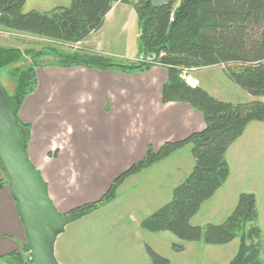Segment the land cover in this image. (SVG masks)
<instances>
[{"label": "trees", "instance_id": "16d2710c", "mask_svg": "<svg viewBox=\"0 0 264 264\" xmlns=\"http://www.w3.org/2000/svg\"><path fill=\"white\" fill-rule=\"evenodd\" d=\"M131 6L138 17V61L123 62L81 46L104 27L107 15L116 3ZM26 0H0V28L46 39L54 44L45 51H21L0 47V69L32 58L25 70L16 69V96L20 105L38 88L39 69L56 66L39 64L45 54L58 57L64 69L118 71L127 75L148 73L154 67L167 71L162 87V103H184L198 111L205 128L181 141H167L159 149L149 146L145 156L117 177L103 197L75 211L91 213L102 204L116 200L119 188L134 175L153 167L190 146L194 167L187 178L173 190L169 203L143 220L141 228L151 233L170 232L183 242H204L222 246L241 233L237 255L229 264H264L263 231L257 197L242 193L233 213L221 225L205 228L192 225L203 205L226 184L231 175L226 156L231 147L254 122L264 123V102L232 103L212 96L201 86L193 87L185 79L188 72L209 67L239 64L228 70V78L255 98L264 97V0H170L155 6L153 0H72L70 6L49 12L24 13ZM60 46V47H59ZM61 47L74 52L61 53ZM29 145L31 125L19 119ZM28 151V146H27ZM0 192L8 178L4 173ZM184 252L183 245H175ZM152 264L172 262L147 247ZM12 256V264H27L32 254Z\"/></svg>", "mask_w": 264, "mask_h": 264}, {"label": "rangeland", "instance_id": "374dc122", "mask_svg": "<svg viewBox=\"0 0 264 264\" xmlns=\"http://www.w3.org/2000/svg\"><path fill=\"white\" fill-rule=\"evenodd\" d=\"M71 2L72 0H26L23 11L24 13L52 11L58 6H70ZM126 19L128 26L123 37L125 47L120 50L126 59L118 58V60L136 62L140 45L136 12L132 10ZM108 33L105 32L100 36L105 34L104 39L110 43ZM100 36L97 37L100 38ZM94 42H97L96 38L91 41V44ZM51 45L54 46L46 39L0 28V47L18 48L23 52L29 50L39 52L45 51V48ZM59 50L61 53L75 51L69 47H61ZM38 61L41 65L46 64V67L49 64L56 65L39 69L38 73H45L46 78H48L49 69L59 67L57 66L58 57H55L53 53L45 54ZM30 65H32V58L25 56L22 62L0 69V82L9 95H17V79L14 76L16 69L25 70ZM230 69L239 70L240 65L229 64L195 70L188 72L185 79L189 84L197 81L202 88L222 101L239 103L260 100L264 102V97L255 98L232 82L226 74ZM158 72L157 69L134 78L155 80V75ZM64 78L57 77L61 81ZM67 78L75 77L69 75L65 80ZM80 79L84 80L85 77L82 76ZM68 132L62 129L52 133L54 139L52 142H54L55 148L50 152V156H54L57 162L60 161L59 158L62 155L75 153L71 139L74 132ZM119 133L122 134L120 139ZM96 134L93 131L92 138L90 137L87 142V152L90 155L88 165L90 166L86 170L89 172L100 168L102 162L106 164L105 161L108 160L106 155L111 154L109 150L103 151V146L110 142L109 137L104 135L110 136L109 131L103 132L104 136L102 137L97 136L96 138ZM156 135V132L148 126V122H143L136 114L131 118L126 131L117 132L118 150L113 155L118 159V169L116 168L117 172L108 183V189L117 177L135 164L134 161L132 162L131 156L138 155L142 148L146 153L147 148L150 145L153 146L151 142ZM113 136L116 137V134ZM96 140L98 141L96 142ZM163 141L164 138L161 139V142ZM130 154L131 156H129ZM226 159L231 169L229 180L211 200L203 205L191 223L202 228L210 224L221 225L233 213L239 196L242 193H253L258 201L260 214L258 225L263 231L264 241V123L250 124L245 134L231 147ZM78 164L77 160L71 157L66 160L65 164H61L59 176H61L62 182L60 186L79 190L80 182L85 179V176L81 172L83 168ZM194 164L191 147L188 146L165 161L128 178L119 188L115 201L100 205L96 210L66 228L56 245L58 262L60 264H152L147 252V247H150L159 255L169 259L172 264H229L239 251L241 233L230 244L213 246L207 245L203 241L183 242L170 232L151 233L141 228L143 220L171 201L174 188L187 178ZM93 178L98 180V173L94 174ZM106 179L107 175L105 174L101 177L100 182L102 183ZM103 195L99 198L101 199ZM86 204L88 203L86 202ZM86 204H81L76 209ZM70 210L68 208L64 214L70 213ZM175 245H183L184 252H178L174 248ZM29 255L31 254H25V257L27 258ZM262 256L264 258V254Z\"/></svg>", "mask_w": 264, "mask_h": 264}, {"label": "crops", "instance_id": "0c3cea01", "mask_svg": "<svg viewBox=\"0 0 264 264\" xmlns=\"http://www.w3.org/2000/svg\"><path fill=\"white\" fill-rule=\"evenodd\" d=\"M132 10L134 11L129 5L116 3L107 15L102 30L81 46L110 57L126 59L120 50L125 47L123 37L128 26L126 18L130 16ZM105 32H109L110 43L104 39L105 34L100 36ZM95 38L97 42L91 44ZM157 69L159 72L155 75V80L134 78L146 73L127 75L118 71L79 67L51 68L48 78L45 73L39 74V70L37 71L38 88L25 100L18 115L23 123L31 125L29 156L33 165L42 173L48 185L50 198L60 213L64 214L68 208L71 209L70 212L74 211L86 202H96L107 191L108 183L117 172L116 168L118 169V159L113 155L118 150L117 132L126 131L135 114L143 122H148V126L156 132L157 135L151 142L155 149L160 148L166 141H181L205 128L201 114L190 105L162 103V87L167 81V71L162 67H154L151 71ZM69 75L75 78L65 80ZM59 76L65 78L61 81L57 79ZM82 76L85 77L84 80L80 79ZM190 84L193 87L200 86L197 81ZM62 129L74 132L71 139L75 153L62 155L57 162L54 156H50V152L55 148L52 133ZM93 131L97 133L96 138L104 135L109 137V143L103 142L105 144L103 151L109 150L111 154L106 155L108 158L106 164L102 162L100 168L89 172L86 170L90 166L87 142L90 137L92 138ZM107 131L110 136L102 135ZM115 134L116 137L113 136ZM120 137L122 138V134L119 133V139ZM163 138L164 141L161 142ZM139 151L138 155H129L132 162L136 163L144 157V149ZM70 157L77 160L78 165L83 168L81 172L85 179L80 182L79 190L60 186L61 164H65ZM96 173L99 175L98 180L93 178ZM105 174L107 179L101 183L100 179ZM4 178L0 165V180ZM27 242L26 229L18 213L17 203L9 184H6L0 192V264H12L10 262L12 256L24 252L23 247Z\"/></svg>", "mask_w": 264, "mask_h": 264}, {"label": "water", "instance_id": "95a60500", "mask_svg": "<svg viewBox=\"0 0 264 264\" xmlns=\"http://www.w3.org/2000/svg\"><path fill=\"white\" fill-rule=\"evenodd\" d=\"M170 0H153L162 6ZM21 105L0 82V165L6 174L17 210L26 229L23 251L32 254L27 264H60L55 248L66 228L88 215V211L60 213L50 198L42 173L33 165L27 151V136L20 125Z\"/></svg>", "mask_w": 264, "mask_h": 264}, {"label": "flooded vegetation", "instance_id": "af4514ba", "mask_svg": "<svg viewBox=\"0 0 264 264\" xmlns=\"http://www.w3.org/2000/svg\"><path fill=\"white\" fill-rule=\"evenodd\" d=\"M72 212H80V211H75V210H74V211H72Z\"/></svg>", "mask_w": 264, "mask_h": 264}]
</instances>
